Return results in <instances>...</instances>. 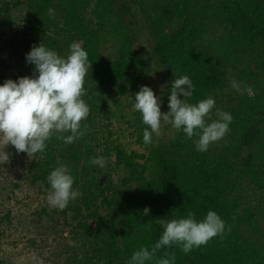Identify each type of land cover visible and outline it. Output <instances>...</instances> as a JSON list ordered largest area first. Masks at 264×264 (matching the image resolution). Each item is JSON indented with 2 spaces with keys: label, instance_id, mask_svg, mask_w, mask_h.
I'll return each instance as SVG.
<instances>
[{
  "label": "trees",
  "instance_id": "16d2710c",
  "mask_svg": "<svg viewBox=\"0 0 264 264\" xmlns=\"http://www.w3.org/2000/svg\"><path fill=\"white\" fill-rule=\"evenodd\" d=\"M14 3L0 4V22L10 32ZM23 8L20 45L26 53L42 43L67 55L79 43L91 64L83 97L90 108L82 121L86 134L71 144L53 136L28 168L29 182L50 191L47 176L63 164L81 193L64 210L48 204L38 210L42 230L55 234L64 225L71 236L58 264H127L160 238L156 219L185 218L188 211L197 221L215 211L225 221L224 234L188 254L177 245L163 248L157 258L167 251L175 264H264V0H28ZM24 58L33 76L34 65ZM149 61L165 74L155 95L166 113L172 81L187 75L194 87L190 103L213 98L212 119L217 109L232 116L230 131L206 152L170 124L146 145L140 113L132 106L125 113L120 104L113 110L111 99H134L142 86L151 88ZM233 80L253 92L238 94ZM118 110L136 148L124 147L111 129ZM97 157L107 160L104 167L90 164ZM146 163V177L118 184L107 179L120 167ZM9 216L7 210L2 218Z\"/></svg>",
  "mask_w": 264,
  "mask_h": 264
},
{
  "label": "clouds",
  "instance_id": "9594fccd",
  "mask_svg": "<svg viewBox=\"0 0 264 264\" xmlns=\"http://www.w3.org/2000/svg\"><path fill=\"white\" fill-rule=\"evenodd\" d=\"M26 62L34 65L32 77L26 76L17 81L9 79L0 85V140L4 149L10 144L17 153L31 156L43 153L47 141L53 136L65 144L81 139L88 127L86 124L82 126V121L90 114V108L83 99L86 95L85 77L91 67L88 53L79 44L72 43L66 57H62L41 43L26 54ZM231 86L236 91L241 90V84L236 80L231 82ZM193 90L187 75L175 78L170 85L169 111L165 114L161 112L160 100L150 87L139 89L132 107L140 113L142 123L147 126L143 131L146 145L152 143L153 134H161L162 124H170L177 132L182 131L199 152H206L212 143L218 142L230 131L232 116L217 109V118L212 119L215 100L206 98L190 103ZM245 90L253 92L251 87ZM4 160L6 163L9 160L5 151ZM106 163L103 157L90 158L92 165L104 167ZM47 181L50 185L47 203L51 209L64 210L70 201L81 195L79 189H73L74 176L63 164L49 173ZM143 214L148 215L149 209L145 208ZM155 221L163 229L160 238L150 250L142 246L135 251L127 264H146V261L175 264L174 253L165 251L161 258H157V253L177 245L188 254L225 232V221L215 211H208L202 221H197L191 211L185 218H160ZM145 226L150 229L147 223ZM32 259L36 264H44L35 253Z\"/></svg>",
  "mask_w": 264,
  "mask_h": 264
},
{
  "label": "rangeland",
  "instance_id": "374dc122",
  "mask_svg": "<svg viewBox=\"0 0 264 264\" xmlns=\"http://www.w3.org/2000/svg\"><path fill=\"white\" fill-rule=\"evenodd\" d=\"M27 1L0 0L2 5L3 3L11 4L15 2L9 12L14 21L13 31H9L6 23L0 22V85L9 79L17 81L19 78L26 76L32 77V73L26 69V65L22 64L27 53L20 45L23 40L20 27H22V19L25 15L23 7ZM53 18L54 15H51L50 19ZM47 35H51V33H47ZM58 54L66 57L65 53L60 52ZM145 55L148 56L147 53ZM149 62L152 69L151 89L156 94L165 80V74L156 64ZM89 79L86 75L84 87L89 86ZM246 88V85H242L241 90L237 93L247 97L250 93L245 90ZM84 97L87 98V95ZM133 101V95L127 94L120 100L111 99L110 105L114 110L120 104L122 110L126 113L131 108ZM160 110L166 114L164 108L160 107ZM118 112L119 114H116L118 120L111 119V129L117 130L124 147L128 150L136 148L128 134L129 130L124 125L125 118L120 119L124 113L121 114L119 110ZM103 124L104 122H101L98 126L104 128ZM161 132L165 133L163 124ZM4 151L9 156L7 163L4 160ZM35 159L36 156L34 155L28 156L26 153H17L10 144L4 149V144L0 140V261L7 259L10 261L9 264H36L32 259L33 253L39 259H42L44 264H58V254L64 249V246L71 243V236L64 225L60 228L62 231L54 234L44 228L42 230L37 224L38 210L41 206L48 204L47 194L49 190L40 185H33L28 180V168ZM148 166L149 163H146L143 167L133 169L123 166L114 172H110L107 179L112 184H118L121 179L126 177H146ZM128 189L125 190V198L127 199L130 196L129 193L134 190V183L129 184ZM7 210L10 211L8 220L2 218Z\"/></svg>",
  "mask_w": 264,
  "mask_h": 264
}]
</instances>
